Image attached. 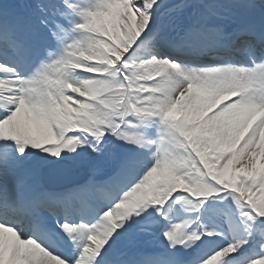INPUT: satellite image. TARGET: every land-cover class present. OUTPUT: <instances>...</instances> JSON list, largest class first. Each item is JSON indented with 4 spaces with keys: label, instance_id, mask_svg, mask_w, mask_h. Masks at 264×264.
Instances as JSON below:
<instances>
[{
    "label": "snow or ice",
    "instance_id": "1",
    "mask_svg": "<svg viewBox=\"0 0 264 264\" xmlns=\"http://www.w3.org/2000/svg\"><path fill=\"white\" fill-rule=\"evenodd\" d=\"M0 264H264V0H0Z\"/></svg>",
    "mask_w": 264,
    "mask_h": 264
}]
</instances>
